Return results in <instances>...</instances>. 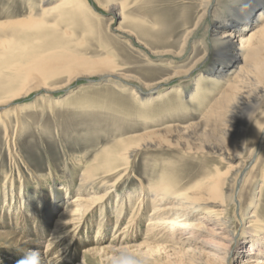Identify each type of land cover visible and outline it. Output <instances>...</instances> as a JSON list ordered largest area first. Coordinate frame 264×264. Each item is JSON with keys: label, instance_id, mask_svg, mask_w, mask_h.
I'll return each instance as SVG.
<instances>
[{"label": "bare ground", "instance_id": "bare-ground-1", "mask_svg": "<svg viewBox=\"0 0 264 264\" xmlns=\"http://www.w3.org/2000/svg\"><path fill=\"white\" fill-rule=\"evenodd\" d=\"M57 1L52 7L46 6L51 0L43 1L41 16H35V10L31 9L25 18L0 21V110L14 106L17 100L26 98L34 90L48 89L50 81L63 76H67L68 81L83 76H120L117 71L120 66L117 68L118 61L115 63L112 55L93 58L82 49L87 42L85 35L93 34L97 29L83 15L88 4L84 0ZM200 5L193 25L190 20L187 22L186 27H191L182 42L166 44L176 48L173 59L186 57L192 44L195 51L200 45L204 53L187 70L175 69L174 76L166 79V84L176 77L190 81L189 86H178L167 93V101L176 98L178 103L169 106V125L160 124L145 129L142 134L136 132L128 136L116 127L115 119L126 120L124 111L118 106L108 103L83 106L82 112L111 118L105 125L115 128L111 137L113 143L99 147L91 161L85 160L87 150L71 159L75 173L69 170L70 164H64L67 172L64 179L58 178L51 167L53 185L48 191L42 189L40 195L33 196V192H28L27 180L19 167V187L15 184L14 174L5 175L3 187L0 186V240L12 238L24 248L22 245L33 241L28 239L26 231L29 217L42 213L44 219L38 217L37 220L49 224L51 214L66 203L52 223V237L47 241L46 249L34 251L42 262L58 249L56 258L63 259L70 254L75 248L73 244L83 241L84 235L80 232L96 217L98 244L107 239L111 225L116 230L122 220L126 219V224L113 235L109 245L86 249L83 262L92 258L99 264H109L127 259V250H136L141 253L136 258L144 264H153L158 259L168 261L169 257L179 264H264V218L256 214L252 203L248 208L252 215L245 225L249 236L243 241V247L236 250L230 211L231 207L236 210L235 199L239 198L241 185L243 191L248 181L245 173L250 165L244 161V134L237 137L231 130L243 120L242 129L246 131L264 106V0H202ZM67 20H81L76 24L84 27L82 36H77L70 27L62 28V23ZM198 34L202 39L199 40ZM195 75L199 76L197 80L193 78ZM159 84L147 85L151 91L142 93L137 89L132 94L136 103L147 110L141 116L142 113H137V119H150L148 123L152 125L157 121L149 118L147 112L156 105L155 100L164 96L143 99L140 95L155 94ZM202 101L205 106L198 122L173 124V121L191 118L193 112L202 108ZM46 104L47 108L41 110L40 116L49 110L52 113L53 108L63 102L48 99ZM31 108L32 105L23 104L0 115V128L8 141L10 156L16 160L15 167L19 154L14 150L17 141L14 142V136H11L13 121L10 118H15L16 127L23 130L20 116ZM253 130L257 149L252 153V159L264 145V116ZM164 148L180 149L189 156L216 153L232 165L225 172L218 167L206 169L201 179L191 185L179 180L180 175L170 162L153 161L145 169L155 172L140 181L141 187L121 191L129 183L133 161L145 150L161 151ZM77 175L79 184L75 185ZM33 179L39 182L34 175ZM5 214L14 220L16 230L12 225L9 228L7 221H2ZM145 217L146 230L142 231L141 220ZM111 219L116 222L113 224ZM92 228L88 226L89 234H92ZM207 236L215 239L210 240ZM140 240V243H134ZM201 244H208L210 249L204 250Z\"/></svg>", "mask_w": 264, "mask_h": 264}, {"label": "rangeland", "instance_id": "rangeland-1", "mask_svg": "<svg viewBox=\"0 0 264 264\" xmlns=\"http://www.w3.org/2000/svg\"><path fill=\"white\" fill-rule=\"evenodd\" d=\"M43 1L45 0H0V21L25 18L27 15L29 16L31 9H33V11L35 10L33 13L35 16H41L43 13L41 7ZM52 1L53 0L46 6L52 7V5L58 3L57 0H54V2ZM84 1L88 4V7L83 11V15L86 16L88 21L93 23L90 24L97 29L93 34L85 35V40L87 42L82 49L85 54L93 58L112 55L115 59V63L118 61L116 64L117 68L120 66L118 69L116 68L120 76H116V78H107L101 75L91 77L83 76L73 81H68L69 79L67 76H63V78L50 81L48 89L34 90L26 98L17 100L14 106L12 105L5 110H0L1 115L4 111H8L23 104L32 105L31 109L22 113L20 116V120L23 122V130L20 128L19 130L18 126L16 127L17 121H15V118H10V120L13 121L11 136H14V142L17 141L14 150L19 154L17 158L18 166L16 167L13 165L16 160H12V156H10L9 153L8 141L2 128H0L1 187H3L2 184L5 175L11 174H14L15 184L19 187L21 181L18 173L20 169V172H23L24 178L27 180L28 192H33L31 194L33 196L35 194L40 195L42 189L48 191L53 185L54 177L50 174L51 167H54L53 171L57 173L56 176H58V178L64 179L62 177H65L64 175L67 173L65 172V167H63L64 164H70L68 165L70 167L69 170L75 173L76 168L73 167L72 162H70L71 159H74V157L77 158L78 154L80 155L87 150L88 154L85 160L91 161L96 157L99 147L112 144L113 141L111 137L115 133V128H112V125L110 127L105 125L111 118L101 114H89V111H87L88 113L82 112L81 110H84L82 107L85 105L91 106L93 103H108L114 107L118 106L124 111V118H126V120L122 121L120 118L115 119L116 127L123 130L124 134L128 136L136 134V132L138 135L142 134L145 129H152L153 127H157V125L160 126V124L169 125V106L171 108L172 105L178 103H176V98L172 96L171 97L175 99L167 101V93L178 86H189L190 81L183 77H176L170 83L166 84V79L174 76L175 69L187 70L196 59L201 58L204 54L202 51L203 48H201L200 45L196 47L197 49L195 51L192 44L189 46L186 57L173 59L176 48L166 45L169 43L179 45L182 42L185 32L191 27H186L187 22L190 20V25H193L198 14L197 12L201 7L200 4L202 0ZM80 21L81 20L77 22ZM77 22L67 20L66 23H62V28L70 27L74 29L77 36H82L80 33H82L84 27L81 24V26L76 24ZM200 34L197 36L199 40L202 39ZM262 65L264 66V62H262ZM196 76L197 75L193 78ZM198 78L199 76L196 77L195 80ZM155 84H159L158 91L155 92V94L140 95L143 99L156 98L159 95L164 96L162 99L155 100L156 105L152 106L147 112L149 113V118L157 121L152 125L148 123L150 119L146 120L144 117H139L137 119L139 116L137 113H142L140 114L141 116L147 110H143L136 103L132 94L133 91L137 89L142 93H144V91H151L147 89L146 86ZM51 87L54 88L52 89ZM48 99L56 100L57 102H61V104L63 102V104L56 105L52 113H50L51 110L45 112V117L40 116L41 110L43 111V109L47 108L46 102ZM41 100L45 101V103L43 104ZM203 103L204 101H202V108L197 113L193 112L191 118L180 120V122L176 120L173 121V124L180 123L181 125H189L193 122H198L201 118L200 111L203 110L205 106V104L203 106ZM263 110L264 106L260 112L257 113L254 120L255 122L253 121L246 131L242 129L245 122H243V120L240 124H235V128L231 130L233 133L232 135H237V137L244 134V161L248 165L250 163L245 173L248 174V181L245 187H243V191L241 185L238 191L239 198L235 199L236 212L233 211L232 207L230 209L233 218L232 230L235 235V244L237 245L236 250L243 247L245 243L243 241L249 236L245 225L248 217L252 215V210H248L252 203L254 204L253 208L256 214L264 218V145L260 151L255 154L256 158L252 159V153H254V149H257L255 148L257 146L254 141L255 132H253V128L258 120L264 116ZM220 138H223V136H220ZM232 139L235 140L233 136ZM11 142L13 143V141ZM164 160L176 167L178 175H180L179 180L191 185L201 179L206 169L218 167L220 169L222 168L223 170L221 169V171L225 172V170H227V168L229 169L232 165L228 161H224L223 158L216 153L202 155L193 154L189 156L185 155L180 149L165 150L164 148L161 149V151L145 150L133 161L132 166L134 169L127 180L129 183L121 189V191L127 188V190H132L141 187L140 181H144V177L147 174L155 172L150 171V169L146 170L145 168L150 166L153 161L160 164L161 161ZM254 166L256 167L252 170ZM33 175L39 179V182L33 179ZM78 182L79 175L75 178V185L79 184ZM65 207L66 203L62 204L51 214L49 224L45 223L43 220H37L38 217L44 219V214L42 213H36L34 215L38 216L29 217V229L27 228L26 231L29 233L28 239H33V241L22 245L24 248H21V243H15L12 238L0 240V264H22L25 256L29 253L34 254L36 248L44 247L43 250H45L47 241L52 237V226L57 216H59L58 212ZM147 214H149V211ZM5 215L1 218L2 221H7V224L10 226L9 228H11L12 225L14 227L13 229H15L14 220L9 219L10 217H8L7 214ZM92 219L93 220L87 224V228L83 232H80L84 235L83 241L80 240L73 244L76 250L73 249L70 254L63 259L56 258L59 249L57 251H52L50 256L45 258L43 262L39 259V264H99L92 258L83 262L86 249L94 246L100 247V245H109L113 239V235L119 231V228L123 226L124 223L126 224V219L122 220L120 224L119 220L117 221L116 224L120 226L116 230V227L111 225V227H109L110 229L108 228L110 231L107 239L100 244L96 243V226L98 221L96 222V217ZM115 220L111 219V222L113 221L114 224L116 222ZM146 224L147 217L141 220L140 229L142 231L146 230ZM88 226H93L92 234H89L91 231L88 229ZM207 238L211 240L212 237L207 236ZM212 239L215 238L213 237ZM68 241L64 243L67 242L66 245H68ZM136 242L140 243L141 240L134 241V243ZM211 243L212 246L215 245L213 242ZM111 246L114 247L115 245ZM201 248H204V250L210 249L208 244L203 245ZM136 255H141V253L136 250H127V259L111 262L109 264H144L138 261ZM166 260L169 262L158 259L155 260L153 264H179L178 261L171 257Z\"/></svg>", "mask_w": 264, "mask_h": 264}, {"label": "clouds", "instance_id": "clouds-1", "mask_svg": "<svg viewBox=\"0 0 264 264\" xmlns=\"http://www.w3.org/2000/svg\"><path fill=\"white\" fill-rule=\"evenodd\" d=\"M22 264H39L38 256L36 254L29 253L25 256Z\"/></svg>", "mask_w": 264, "mask_h": 264}]
</instances>
